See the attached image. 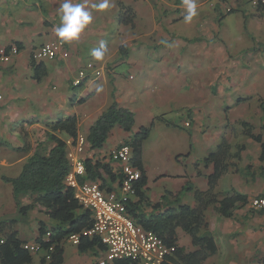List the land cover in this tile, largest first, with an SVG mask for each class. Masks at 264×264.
<instances>
[{"label":"crops","instance_id":"1","mask_svg":"<svg viewBox=\"0 0 264 264\" xmlns=\"http://www.w3.org/2000/svg\"><path fill=\"white\" fill-rule=\"evenodd\" d=\"M63 2L0 0V45L20 46L10 62L0 64V140L14 154L2 157L0 163L17 165L19 171L45 141L46 125L61 118L75 117L77 135L87 137L101 113L116 101L132 111L131 130L115 124L101 148L90 149L87 143L78 156L108 163L116 176L120 165L110 160L109 152L141 128H149L141 145L145 196L162 210L180 204L194 207V191L207 190L213 172L212 162L201 161L224 139L228 168L218 177L213 193L221 198L235 191L245 195L247 203L237 207L232 217L221 216L217 204L206 209V232L217 250L203 264H263L264 214L258 211L264 209L250 204L254 197L264 196L262 4L196 0L197 15L186 23V8L179 0H109L103 11L91 8L99 0H72L86 3L92 22L78 39L63 42L69 57L37 62L32 58L36 47L61 41L55 28L60 25L58 9ZM118 2L134 12L132 26L119 23ZM101 43L106 52L96 60L92 51ZM88 61L102 69L101 75L89 72L88 79L73 87L72 80ZM35 64H40L39 79L34 76ZM58 136L66 140L67 152L75 153L73 139L64 133ZM43 145L48 148L51 143ZM236 153L239 159L233 157ZM21 202L30 203V195L21 196ZM28 216L29 224L36 227L32 240L19 236L28 224L24 218L16 216L14 225L25 242L35 241L40 222L52 226L41 206ZM176 234L185 253L199 248L181 228ZM74 247L70 258L63 253L62 264H97L105 256L104 248L79 253ZM162 264L181 263L167 257Z\"/></svg>","mask_w":264,"mask_h":264},{"label":"trees","instance_id":"2","mask_svg":"<svg viewBox=\"0 0 264 264\" xmlns=\"http://www.w3.org/2000/svg\"><path fill=\"white\" fill-rule=\"evenodd\" d=\"M183 0H179L182 2ZM264 7V5H259ZM135 18L131 8L122 2H118V20L120 24L133 25ZM19 48L20 46L16 44ZM40 64H35L34 76L36 79L42 75L38 73ZM77 119L75 117L61 118L48 123L45 130V143L51 146L45 148L43 143H39L34 152L28 156L22 165L18 176L5 178V181L12 185L13 197L19 216L24 217L35 208H44L45 215L55 221L51 227L40 222L38 226V236L35 241L39 242L42 249L48 252L49 259L41 253L35 262V254L23 247L25 241L18 237L14 224L17 217L0 218V264H62L64 239L71 234H79L77 250L85 253L95 247L104 248L95 237L81 235V232L88 229L92 224V212L89 208L82 206L74 197L73 189L65 184V177L70 171V164L67 159L66 140L58 136L64 133L68 137L75 139L78 134ZM134 123L133 113L130 109L121 107L116 101H112L109 107L101 113L97 120L89 129L86 137L90 149L101 148L107 139L111 128L118 124L123 130L130 131ZM149 128H141L130 139L124 141L131 145L133 149L132 161L141 171V178L134 183V195L126 204L127 211L131 218L144 229L153 231L168 246H173L172 255L168 256L170 261H178L181 264H203V261L214 254L217 247L212 237L206 232L207 222L205 211L210 205L217 204L216 211L223 217H232L233 211L240 205L247 203L245 195L231 192L218 198L213 193V187L218 177L227 170L228 164L225 160L229 157L228 145L222 139L216 150L205 157L201 163H213V172L208 175L209 188L205 191L195 190L196 205L191 207L180 204L178 207H168L162 210L159 203H151L145 196L143 186L146 179L144 167L141 164V145L148 137ZM234 158L239 159L236 153ZM264 158V146L261 153ZM85 176L79 180H100L102 188L107 191L115 189L114 183L121 181V172L114 175L108 163L98 159L86 157L84 159ZM199 163L195 164L198 167ZM103 173L108 180L103 179ZM189 190V187H186ZM29 194L30 203L24 205L21 196ZM150 208L149 211L147 209ZM264 214V210L258 211ZM20 218V217H19ZM181 228L191 237L193 245L199 247L193 252H184L177 245L176 229ZM204 230L200 234V230ZM49 236L46 237V233ZM264 264V261L262 262ZM112 264H124L123 260H116Z\"/></svg>","mask_w":264,"mask_h":264},{"label":"built area","instance_id":"3","mask_svg":"<svg viewBox=\"0 0 264 264\" xmlns=\"http://www.w3.org/2000/svg\"><path fill=\"white\" fill-rule=\"evenodd\" d=\"M252 1L256 5H264V0ZM18 52L16 44L0 45V64L10 62ZM58 57H69V51L61 41L43 43L32 51V58L37 62ZM89 72L98 77L102 69L91 61L86 62L72 80L73 87L88 79ZM184 125L188 126L189 121L186 120ZM87 143L83 135L73 139L75 153H66L71 168L65 177V184L73 189L76 200L92 212V224L81 235L97 238L104 247L105 256L97 264H112L116 260H123L124 264H162L172 255L174 247L168 246L153 231L137 224L126 208L134 195V183L141 178V171L132 161L131 145L122 142L109 152L110 160L119 163L122 177L115 189L107 191L99 180L78 179L85 176V158L78 155L84 152ZM250 204L255 209H264V196L254 197ZM45 236L47 238L49 233ZM67 239L77 245L79 234H71ZM23 247L34 254L43 252L46 259H49L48 252L52 250L51 246L44 251L37 241L25 242Z\"/></svg>","mask_w":264,"mask_h":264},{"label":"clouds","instance_id":"4","mask_svg":"<svg viewBox=\"0 0 264 264\" xmlns=\"http://www.w3.org/2000/svg\"><path fill=\"white\" fill-rule=\"evenodd\" d=\"M186 8L185 22H191L197 15L196 0H183ZM109 7V0H99L91 6L92 9L103 11ZM60 15V25L55 28V34L61 42H70L78 39L79 35L93 19L92 11L86 3H73L72 0H64L58 9ZM106 52L103 43L99 48L93 49L92 55L96 60H102Z\"/></svg>","mask_w":264,"mask_h":264},{"label":"rangeland","instance_id":"5","mask_svg":"<svg viewBox=\"0 0 264 264\" xmlns=\"http://www.w3.org/2000/svg\"><path fill=\"white\" fill-rule=\"evenodd\" d=\"M250 9V6H249ZM8 143L5 141L0 140V159L4 156L7 158H11L14 154L9 152L7 149ZM23 165V164H22ZM22 165L20 166V169L18 171L17 165H2L0 163V218H16L20 217V219L24 218L25 222H28L26 226V230L24 233H21L19 236L21 238H25L26 240H32L34 238V234L36 231L35 225L32 226V223L29 224L30 220H28L29 216L21 217L17 213V207L15 205V200L13 197V191H12V185L10 182L5 181V178H12L15 176H18V174L21 171ZM48 223V222H46ZM54 222L50 220V224H53ZM15 225V224H14ZM23 224H19V226H22ZM63 249L65 256L67 258H70V256L73 253L74 250V244L69 239H64L62 242ZM43 253V252H40ZM41 254H38V258Z\"/></svg>","mask_w":264,"mask_h":264}]
</instances>
